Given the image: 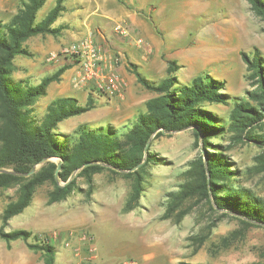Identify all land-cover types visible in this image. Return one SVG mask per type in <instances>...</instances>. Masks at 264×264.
<instances>
[{
	"label": "rangeland",
	"instance_id": "1",
	"mask_svg": "<svg viewBox=\"0 0 264 264\" xmlns=\"http://www.w3.org/2000/svg\"><path fill=\"white\" fill-rule=\"evenodd\" d=\"M23 1L0 0V21H9ZM56 1L47 0L38 12V20L46 16ZM129 3L137 12L140 23L123 22L128 26V36L121 35L115 24L114 30L107 31L104 37L99 33V38L94 34L90 38L98 46L103 42H109L110 49L113 45L119 46L131 72V66L135 64L148 79L158 82L167 77L169 61L175 60L178 64L176 75L181 82H190L199 74H209L223 81V92L232 96H245L247 90L254 88L251 71L241 51L252 55L259 50L264 56V18L249 0H129ZM65 17H59L54 26L64 22ZM61 31L50 33L48 37L53 45H57L59 37L66 40L59 49L46 55L51 58L47 60L51 66L41 72L29 66L28 71L32 73L33 70V73L25 77L28 84H39L45 76L54 74L65 65L63 49L86 38L68 40L70 34L62 35ZM38 36L41 35L30 37L26 44L36 45ZM141 38L144 42L140 44ZM34 55H19L14 64L33 61ZM17 73L14 69L13 76ZM135 83L134 101L137 104L134 107H125L126 96L117 101L111 113L105 112L110 108L105 105L102 109L62 121L58 131L75 136L77 127L85 122L94 126L111 123L122 130L131 127L138 114L145 110L146 101L157 95L138 81ZM55 85L49 87L50 94L38 99L43 103L34 105L37 121H42L47 113L48 103L44 100L50 104L58 97L54 94L59 92ZM208 108L227 119L232 106L217 104L208 105ZM84 117H89L86 119L89 121ZM103 120L106 122L102 123ZM232 136L233 132L228 130L211 140L222 144V149L226 148L224 152L230 157L232 168L239 170L234 176L235 183L264 198V167L258 160L263 146L255 142H236ZM150 147L158 160L147 167L144 189L134 208L129 207L134 179L108 169L94 174L92 185L86 177L78 176L76 190L56 202L49 201L54 186L50 183L41 185L32 203L11 218L5 227L7 231L27 229L32 236L28 241L17 239L10 244L0 237V264H46L47 253L29 247L28 242L52 244L56 251L55 264H84L86 261L92 264L264 262L263 226L245 227L238 219L223 216V210H213L200 195L184 200L176 210L168 213L173 192L189 180L190 162L204 153L203 142L196 143L194 131L188 128L157 136L153 134ZM39 167L40 164L36 169ZM79 171L77 169L71 177ZM18 188V185L0 188V227L7 203L19 196Z\"/></svg>",
	"mask_w": 264,
	"mask_h": 264
},
{
	"label": "trees",
	"instance_id": "2",
	"mask_svg": "<svg viewBox=\"0 0 264 264\" xmlns=\"http://www.w3.org/2000/svg\"><path fill=\"white\" fill-rule=\"evenodd\" d=\"M249 1L264 18V0ZM46 2L24 0L9 21H0V188L19 186L18 198L9 201L3 211L0 237L10 244L17 239L28 241L32 236L30 230L7 231L5 227L11 218L32 203L39 186L52 184L49 201H60L76 190L78 176L86 177L92 185L94 174L105 169L134 179L129 204L134 208L144 189L147 167L158 160L150 144L147 145L152 135L188 128L194 131L197 144L203 142L204 153L190 162L189 180L173 192L168 213L176 210L184 200L200 195L213 210H223V216L238 219L245 227H264V198L235 183L234 176L239 170L232 168L230 157L224 152L226 148L222 149V144L211 140L229 130L236 142L262 145L258 160L264 167V56L261 52L257 50L251 55L241 51L254 87L242 97L223 92L225 83L209 74H199L190 82H181L176 75L178 64L175 60L169 61L167 77L158 82L148 79L134 64L131 69L137 81L157 93L146 101L145 110L138 114L135 123L122 130L111 123L94 126L85 122L77 127L75 136H71L60 133L59 124L94 108L93 95H89L85 104L74 96L58 97L48 105L42 121L34 119L38 98L47 94L50 83L59 81L70 64L45 76L36 85L13 76L15 58L33 55L25 45L30 37L57 34L64 28L63 25L54 26L64 9V0H57L46 16L38 20V12ZM217 104L232 106L227 119L208 108V105ZM38 164L40 167L31 172ZM77 169H80L78 174L71 177ZM28 245L47 253L46 264H55L56 251L52 244L28 242ZM179 264L202 263L182 261Z\"/></svg>",
	"mask_w": 264,
	"mask_h": 264
},
{
	"label": "crops",
	"instance_id": "3",
	"mask_svg": "<svg viewBox=\"0 0 264 264\" xmlns=\"http://www.w3.org/2000/svg\"><path fill=\"white\" fill-rule=\"evenodd\" d=\"M123 1L124 3L121 0H64V9L62 10L59 17L66 16V19L64 22L56 25H63L64 28L61 31L62 35L70 34L68 40H72L74 38L82 37L89 38L92 34L99 38V33L104 37L107 31H113L115 24L120 22H130L131 25L139 24L140 21L138 20L137 12L132 7L133 5L129 3V0ZM38 35L41 36H38L40 37L37 38L39 43L36 45H30L28 42L26 44L25 42V45L35 54L34 60L20 61L18 64H14L15 71H18V75H16L15 78L18 80L28 79L25 78L26 75H31L33 73V70L32 73L28 71L29 66L31 68H37L39 72L47 70L51 66L47 60L51 58H46V55L55 52L66 41L64 38H62V36L58 38L57 45H53L48 38L50 34H45L46 36H43V34ZM46 38H48V41L45 40ZM99 40L105 41L104 39ZM110 46L111 45L109 42H103V45L101 46L103 50L101 78L89 81L81 86L76 85L75 78L79 68L78 61L68 56L63 58V63L70 64V67H68L62 73L61 79L59 81H53L50 83L47 89V94L49 93V87H53V85H55L57 82L55 85V90L58 89L59 92L54 94L58 95V97L74 96L77 99L87 102L89 95H93L95 98V107L87 111L89 113L97 109H102V107L106 105L110 106L109 109L105 108V112L109 114L112 111L111 108L117 105V101L125 99L126 96L128 101L123 103L125 107H134V105L137 104V102L134 101V99H136L134 97V89L137 87V84L135 83L137 81V77L127 68L128 63L126 60H124L123 54H121V48L119 46L117 47V45H113V49H110ZM38 54L40 57L36 58V55ZM110 77H114L117 83L118 89L115 93L116 95H112L109 89ZM54 94L51 93V95ZM44 101H47L49 105L48 100L45 99ZM97 101H100L97 103L98 105H96ZM36 103L40 105L43 102L37 100ZM83 119L86 120L89 119V117H84ZM104 122H106V120L102 121V123Z\"/></svg>",
	"mask_w": 264,
	"mask_h": 264
},
{
	"label": "built area",
	"instance_id": "4",
	"mask_svg": "<svg viewBox=\"0 0 264 264\" xmlns=\"http://www.w3.org/2000/svg\"><path fill=\"white\" fill-rule=\"evenodd\" d=\"M116 30L123 36L129 35L128 26L120 22L116 25ZM141 38L138 43H143ZM66 57L73 56L78 61V72L75 78V84L81 86L89 81L96 80L102 77V61L103 55L100 46H98L92 38H83L75 43L66 46L63 49ZM109 89L111 93L117 91V83L114 77L109 78ZM84 264H92L85 262Z\"/></svg>",
	"mask_w": 264,
	"mask_h": 264
},
{
	"label": "water",
	"instance_id": "5",
	"mask_svg": "<svg viewBox=\"0 0 264 264\" xmlns=\"http://www.w3.org/2000/svg\"><path fill=\"white\" fill-rule=\"evenodd\" d=\"M150 141H151V139L149 140V142H148V144L147 145H149L150 144ZM206 160V159H205ZM37 166V165H36ZM36 166H34V168H33V170L31 171V172H33L35 169H36ZM2 171V170H1Z\"/></svg>",
	"mask_w": 264,
	"mask_h": 264
}]
</instances>
